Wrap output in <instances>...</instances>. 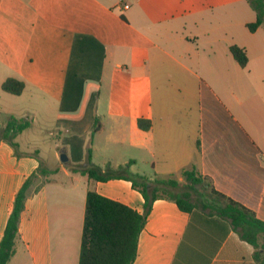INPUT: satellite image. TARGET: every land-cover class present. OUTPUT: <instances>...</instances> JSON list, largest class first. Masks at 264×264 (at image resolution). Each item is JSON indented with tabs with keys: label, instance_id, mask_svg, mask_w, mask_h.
I'll list each match as a JSON object with an SVG mask.
<instances>
[{
	"label": "crops",
	"instance_id": "crops-1",
	"mask_svg": "<svg viewBox=\"0 0 264 264\" xmlns=\"http://www.w3.org/2000/svg\"><path fill=\"white\" fill-rule=\"evenodd\" d=\"M248 7L0 0V130L11 117L31 122L16 150L0 139V242L25 180L40 162L53 172L26 200L8 264H79L89 190L144 212L129 179H89L80 172L89 164L103 173L121 166L120 176L144 175L152 185L155 177L185 183L181 171L195 166L214 191L264 221V27L238 40V25L257 17ZM234 44L247 52L245 67ZM8 78L25 83L20 95L2 90ZM37 123L51 138L50 159L19 142ZM253 252L208 209L188 213L158 198L134 264H255Z\"/></svg>",
	"mask_w": 264,
	"mask_h": 264
},
{
	"label": "trees",
	"instance_id": "trees-1",
	"mask_svg": "<svg viewBox=\"0 0 264 264\" xmlns=\"http://www.w3.org/2000/svg\"><path fill=\"white\" fill-rule=\"evenodd\" d=\"M247 1L257 15L254 22L247 24V28L250 32H255L264 24V0ZM230 52L240 66L247 65L248 56L244 48L234 44L230 46ZM1 88L4 92L20 95L25 88V83L17 78H8ZM30 125L29 120L11 117L0 130V139L16 150L18 147L16 137ZM138 125L142 130H148L151 122L140 119ZM40 163L39 168L25 180L15 196L13 208L0 242V264H8L17 252L20 240L19 222L28 196L41 186L40 183H36L39 176L47 178L53 173L47 170L42 162ZM121 169L120 166L118 170L103 173L100 167L89 164L80 172L93 180L129 179L133 188L138 190L145 199L144 212L139 213L125 204L104 197L94 190H89L86 196L79 264H134L140 234L145 227L152 204L158 198L174 201L182 211L188 213L195 209H208L209 214L226 220L240 239L254 248L255 264H264V221L259 219L251 209L214 191L209 178L204 177L195 166L182 170L180 175L189 189L198 185L210 188L216 201L213 200L208 205H200L198 201H192L188 191L169 192L165 195L159 193L169 188L179 187L180 182L176 178L155 177L154 185H152L151 180L144 175L135 174L131 178L120 176Z\"/></svg>",
	"mask_w": 264,
	"mask_h": 264
},
{
	"label": "rangeland",
	"instance_id": "rangeland-1",
	"mask_svg": "<svg viewBox=\"0 0 264 264\" xmlns=\"http://www.w3.org/2000/svg\"><path fill=\"white\" fill-rule=\"evenodd\" d=\"M240 1V0H239ZM244 3H247V6H249V10L253 13L256 14V12L253 10V8L249 5L247 0H244ZM247 16H245L244 19H246ZM238 22L242 19V16H238ZM264 27V24L262 25ZM237 38L239 41H241L246 35L249 34L250 31L249 29L245 28L243 24H239L237 27ZM249 32V33H248ZM0 119H3V117L0 116ZM8 121V120H7ZM42 125L40 123L36 124L35 127L32 129L26 131L23 135V137L19 140V142L22 144L23 149L26 147H34L37 149H40L43 152L44 157L50 159V154H51V149L53 148V144L51 141V138L48 136V133L43 132L42 130ZM108 171V170H107ZM45 179L43 177H39L38 181L36 183H44ZM182 191H188L191 194V199L192 201H212L211 197L212 195L210 194V191L208 188H205L202 185H198L195 188H187L186 183L183 181L180 182V186L173 189L169 188L167 191H160V194L169 193H177V192H182Z\"/></svg>",
	"mask_w": 264,
	"mask_h": 264
},
{
	"label": "water",
	"instance_id": "water-1",
	"mask_svg": "<svg viewBox=\"0 0 264 264\" xmlns=\"http://www.w3.org/2000/svg\"><path fill=\"white\" fill-rule=\"evenodd\" d=\"M66 159H67V158H66L65 154H62V155H61V160H62V161H65Z\"/></svg>",
	"mask_w": 264,
	"mask_h": 264
},
{
	"label": "built area",
	"instance_id": "built-area-1",
	"mask_svg": "<svg viewBox=\"0 0 264 264\" xmlns=\"http://www.w3.org/2000/svg\"><path fill=\"white\" fill-rule=\"evenodd\" d=\"M125 7H127V6H125Z\"/></svg>",
	"mask_w": 264,
	"mask_h": 264
}]
</instances>
